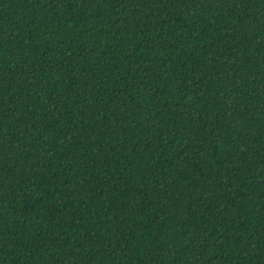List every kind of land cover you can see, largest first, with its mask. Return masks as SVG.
I'll return each instance as SVG.
<instances>
[{
  "label": "trees",
  "instance_id": "16d2710c",
  "mask_svg": "<svg viewBox=\"0 0 264 264\" xmlns=\"http://www.w3.org/2000/svg\"><path fill=\"white\" fill-rule=\"evenodd\" d=\"M0 264H264V0H0Z\"/></svg>",
  "mask_w": 264,
  "mask_h": 264
}]
</instances>
